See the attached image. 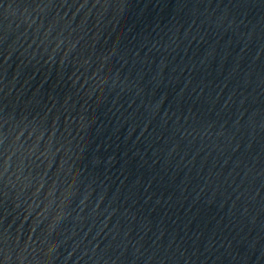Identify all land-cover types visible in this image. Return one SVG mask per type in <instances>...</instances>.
Instances as JSON below:
<instances>
[{
	"label": "water",
	"instance_id": "obj_1",
	"mask_svg": "<svg viewBox=\"0 0 264 264\" xmlns=\"http://www.w3.org/2000/svg\"><path fill=\"white\" fill-rule=\"evenodd\" d=\"M0 264H264V0H0Z\"/></svg>",
	"mask_w": 264,
	"mask_h": 264
}]
</instances>
